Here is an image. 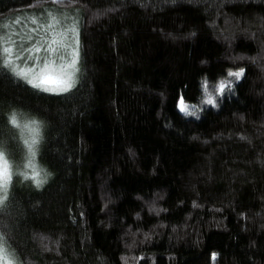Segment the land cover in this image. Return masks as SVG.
<instances>
[{
    "label": "trees",
    "instance_id": "16d2710c",
    "mask_svg": "<svg viewBox=\"0 0 264 264\" xmlns=\"http://www.w3.org/2000/svg\"><path fill=\"white\" fill-rule=\"evenodd\" d=\"M41 9L74 17L80 71L57 95L0 70L3 147L26 155L13 111L42 121L51 173L0 205L18 264H264V0H0V36ZM205 78L234 85L218 108Z\"/></svg>",
    "mask_w": 264,
    "mask_h": 264
},
{
    "label": "snow or ice",
    "instance_id": "6c2138e0",
    "mask_svg": "<svg viewBox=\"0 0 264 264\" xmlns=\"http://www.w3.org/2000/svg\"><path fill=\"white\" fill-rule=\"evenodd\" d=\"M32 22L36 23L35 19ZM16 23H19V20ZM31 31L36 33V37L35 39L33 36L28 37L30 42L33 40L34 42L29 43L27 47L23 43L18 45L11 36H0V70H6L16 80L43 93L59 95L69 92L76 86L77 73L80 71L77 22L73 20L71 24L61 25V21L53 17V23L46 26L44 35H40L35 28ZM243 73V68L237 71L229 69L227 75L239 79ZM201 86L204 93L201 102L212 108L219 107L217 97L220 100L225 99L226 90L230 93L234 87L231 81L221 79L215 88L216 95H213L208 91L206 78L202 80ZM177 108L185 116H197L196 106L186 102L183 95L178 97ZM8 123L19 131V139L26 150L24 167L30 169L31 174L14 173L13 163L6 148L3 147L5 141L0 140V205H4L8 199L14 174L21 175L26 180L31 179L37 188L42 187L47 177L51 175L37 162L39 145L43 140L41 133L43 122L35 118L21 121L13 111L8 117ZM211 258L215 260V252L211 254ZM17 260L15 253L9 252L3 236H0V264H17Z\"/></svg>",
    "mask_w": 264,
    "mask_h": 264
},
{
    "label": "rangeland",
    "instance_id": "374dc122",
    "mask_svg": "<svg viewBox=\"0 0 264 264\" xmlns=\"http://www.w3.org/2000/svg\"><path fill=\"white\" fill-rule=\"evenodd\" d=\"M53 17H55L56 20L62 21L61 24L67 22V19L69 21L68 15L47 9L35 10L30 13H18L14 16H10L2 23V36H11V39L16 41L18 45L23 43L24 46L27 47L29 43L34 42H30L28 37L33 36L34 39L36 37V34L31 30L37 28L38 30H41L39 34H43L46 26L49 23H53ZM33 19H35L36 23L32 22ZM70 19L74 20V17H70ZM17 20H19V23H16ZM5 25H7V27H5ZM23 158L18 159L17 157V160L11 159L14 173H17L19 169L21 171H31L24 167L26 161L25 159L23 160Z\"/></svg>",
    "mask_w": 264,
    "mask_h": 264
}]
</instances>
